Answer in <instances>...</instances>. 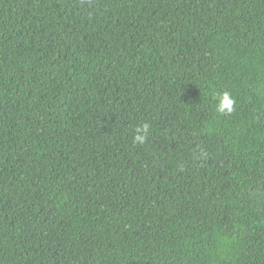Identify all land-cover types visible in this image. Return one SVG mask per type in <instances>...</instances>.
Segmentation results:
<instances>
[{
  "label": "trees",
  "instance_id": "trees-1",
  "mask_svg": "<svg viewBox=\"0 0 264 264\" xmlns=\"http://www.w3.org/2000/svg\"><path fill=\"white\" fill-rule=\"evenodd\" d=\"M0 264H264V0H0Z\"/></svg>",
  "mask_w": 264,
  "mask_h": 264
},
{
  "label": "clouds",
  "instance_id": "clouds-1",
  "mask_svg": "<svg viewBox=\"0 0 264 264\" xmlns=\"http://www.w3.org/2000/svg\"><path fill=\"white\" fill-rule=\"evenodd\" d=\"M219 103L217 104V112L221 114H228L233 111L232 105L234 104V100L230 98L229 93L223 92L218 97ZM149 134V125L143 124L136 128L135 134L133 136V143L143 144Z\"/></svg>",
  "mask_w": 264,
  "mask_h": 264
}]
</instances>
